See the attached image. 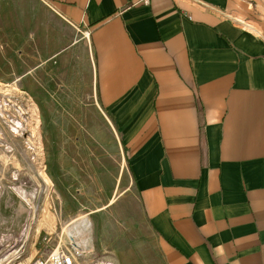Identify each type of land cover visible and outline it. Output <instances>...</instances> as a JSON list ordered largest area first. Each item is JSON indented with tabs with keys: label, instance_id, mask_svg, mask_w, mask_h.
<instances>
[{
	"label": "crops",
	"instance_id": "crops-1",
	"mask_svg": "<svg viewBox=\"0 0 264 264\" xmlns=\"http://www.w3.org/2000/svg\"><path fill=\"white\" fill-rule=\"evenodd\" d=\"M0 53L57 64L119 135L147 233L90 262L264 264V0H0Z\"/></svg>",
	"mask_w": 264,
	"mask_h": 264
},
{
	"label": "rangeland",
	"instance_id": "rangeland-1",
	"mask_svg": "<svg viewBox=\"0 0 264 264\" xmlns=\"http://www.w3.org/2000/svg\"><path fill=\"white\" fill-rule=\"evenodd\" d=\"M2 54L0 264L58 250L78 251L76 264H106L89 261L91 237L103 245L125 222V246L128 239L134 247L148 228L119 135L89 95L64 83L57 64L27 76L26 53ZM85 214L88 225L75 227Z\"/></svg>",
	"mask_w": 264,
	"mask_h": 264
},
{
	"label": "built area",
	"instance_id": "built-area-1",
	"mask_svg": "<svg viewBox=\"0 0 264 264\" xmlns=\"http://www.w3.org/2000/svg\"><path fill=\"white\" fill-rule=\"evenodd\" d=\"M78 251H54L47 257L37 258L31 261L30 264H76Z\"/></svg>",
	"mask_w": 264,
	"mask_h": 264
},
{
	"label": "bare ground",
	"instance_id": "bare-ground-1",
	"mask_svg": "<svg viewBox=\"0 0 264 264\" xmlns=\"http://www.w3.org/2000/svg\"><path fill=\"white\" fill-rule=\"evenodd\" d=\"M89 220H87V217H86V214L85 215H82L80 217H78L77 219L73 220L72 223L73 225H75V227L79 226V225H88V222ZM91 226V225H90ZM85 228V227H84ZM82 229V228H81ZM68 230V229H67ZM84 230V229H83ZM85 231V230H84ZM83 231V232H84ZM68 232V231H67ZM71 233V232H70ZM71 236H72V233H71ZM75 237V236H74Z\"/></svg>",
	"mask_w": 264,
	"mask_h": 264
}]
</instances>
